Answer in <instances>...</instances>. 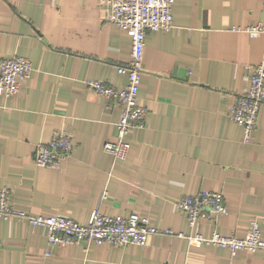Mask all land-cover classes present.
I'll list each match as a JSON object with an SVG mask.
<instances>
[{
	"label": "crops",
	"instance_id": "obj_1",
	"mask_svg": "<svg viewBox=\"0 0 264 264\" xmlns=\"http://www.w3.org/2000/svg\"><path fill=\"white\" fill-rule=\"evenodd\" d=\"M260 11L261 0H174L172 28L145 37L144 126L129 130L127 156L117 160L103 144L115 141L120 108H105L87 82L126 83L116 68L130 59L127 33L106 21L100 0H0V58L32 66L18 95L0 96V188L9 203L80 224L95 209L135 214L171 232L144 246H56L44 227L0 219V264H264L261 251L189 247L178 237L242 236L253 219L264 235V104L247 143L228 117L264 58V34L246 31ZM55 131L71 136L72 154L58 168L37 167L34 148ZM202 190L222 194L226 213L191 229L175 202Z\"/></svg>",
	"mask_w": 264,
	"mask_h": 264
},
{
	"label": "built area",
	"instance_id": "obj_2",
	"mask_svg": "<svg viewBox=\"0 0 264 264\" xmlns=\"http://www.w3.org/2000/svg\"><path fill=\"white\" fill-rule=\"evenodd\" d=\"M107 7L106 21L124 30L130 38V59L126 65L116 68L126 77V83L114 87L104 81H89V90L104 100V107L118 106L121 111L116 123L115 141L103 144V150L114 159L124 160L129 150L126 138L131 128H142L146 110L138 104V90L143 74L142 58L145 37L150 32L167 31L173 26L172 5L174 0H100ZM261 18L258 24L246 29L250 34H264V0H261ZM32 70L29 59L21 56L0 58V96L9 98L18 95ZM264 104V58L253 69L248 85L234 96L229 106V120L242 130V140L247 143L256 128L260 106ZM73 151L71 136L63 131L53 132L46 144L34 148V164L42 168H58ZM10 190L0 188V219L14 218L25 221L30 227H44L48 245L65 246L90 243H109L114 246L130 244L144 246L150 235H170L161 231L147 218L130 214L126 218L105 216L93 210L87 222L80 224L61 215L33 216L16 209L9 203ZM176 208L186 216L189 228L199 221L216 222L226 213L222 194L202 190L194 196L181 197ZM178 237L186 239L189 247L213 245L227 248L231 254L237 251L264 252V235L256 219L249 223L242 236H224L212 232L209 236L194 234Z\"/></svg>",
	"mask_w": 264,
	"mask_h": 264
},
{
	"label": "water",
	"instance_id": "obj_3",
	"mask_svg": "<svg viewBox=\"0 0 264 264\" xmlns=\"http://www.w3.org/2000/svg\"><path fill=\"white\" fill-rule=\"evenodd\" d=\"M184 74V70L183 69H178V76H182Z\"/></svg>",
	"mask_w": 264,
	"mask_h": 264
}]
</instances>
